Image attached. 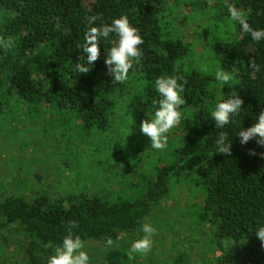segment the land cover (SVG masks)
Listing matches in <instances>:
<instances>
[{"label":"trees","instance_id":"16d2710c","mask_svg":"<svg viewBox=\"0 0 264 264\" xmlns=\"http://www.w3.org/2000/svg\"><path fill=\"white\" fill-rule=\"evenodd\" d=\"M213 2L220 10L201 33L208 39L211 69L232 74L227 85L216 80L215 71L189 61L190 45L174 24L175 8L188 6L194 13ZM231 3L254 29H264V0H0V38L13 41L8 49L0 47V123L7 114L16 117L24 111L53 124H79L82 141L105 134L102 143L111 152L107 173L123 181L122 190L110 186L93 193L83 188L59 196L1 189L0 264H47L69 221L78 224L73 232L85 244L106 245L108 237L115 243L141 229L184 178L193 179L203 192L194 225L206 236L205 253L213 254L205 262L264 264V246L255 235L264 226V146L256 138L242 144L238 135L264 111V40L255 42L239 23L226 21ZM93 16L98 19L90 24ZM121 16L128 17L144 40L143 55L128 80L113 83L105 64L107 50L118 41L115 33L101 41L100 57L90 71L77 73V64L87 65L82 46L89 27ZM250 61L261 70L250 68ZM169 76L179 77L184 88L182 120L164 150L146 151L141 122L154 118L158 108L156 79ZM233 93L243 100L240 114L225 128H216L211 112ZM222 131L231 143L230 156L216 153ZM119 164L122 168L116 170ZM180 247L165 264H190ZM106 259L108 264H155L127 251H110Z\"/></svg>","mask_w":264,"mask_h":264},{"label":"rangeland","instance_id":"374dc122","mask_svg":"<svg viewBox=\"0 0 264 264\" xmlns=\"http://www.w3.org/2000/svg\"><path fill=\"white\" fill-rule=\"evenodd\" d=\"M175 9L174 24L180 29L185 43L190 45L189 61L203 65L207 71L217 72L216 67L211 69L212 54L207 49L208 39L202 35L201 29L212 23L211 19L220 8L213 2L208 9L194 13L188 6ZM226 9L225 18L230 23ZM79 127L77 123L66 127L63 123L42 121L24 111L16 117L7 114L0 123V191L5 189L10 194L27 196L46 191L59 196L80 192L83 188L93 193L104 192L110 186L122 190L120 184L123 181H118L114 173H107L106 170L107 154H111L102 143L107 139L106 135L98 134L92 136L90 142L82 141ZM173 134L174 129L168 133V137ZM141 136L147 139L146 151H150V139L142 132ZM120 168L121 164L116 170ZM202 198L203 192L193 179L184 178L175 184L170 195L145 219L144 223L156 228L151 252L147 255L132 254L142 259L152 258L155 264H165L172 261L182 246L190 264H208L204 259L210 260L213 254L205 253L206 236L194 225V210ZM143 236L141 228L121 236L112 247L99 242L85 244L91 264H108L106 255L110 251L116 254L124 251L130 253L132 244ZM9 255L7 252L3 256ZM96 258L97 263H94Z\"/></svg>","mask_w":264,"mask_h":264},{"label":"clouds","instance_id":"9594fccd","mask_svg":"<svg viewBox=\"0 0 264 264\" xmlns=\"http://www.w3.org/2000/svg\"><path fill=\"white\" fill-rule=\"evenodd\" d=\"M231 21L239 23L241 32L248 34L255 42L264 40V29H254L245 15V13L235 5H227ZM98 17L93 16L90 24L96 21ZM111 33L118 37L117 43L108 49V55L105 58L107 71L111 76L113 83H124L129 78V73L134 64L139 63L143 53L141 45L144 40L139 34V30L132 26L127 16L115 18L111 23H105L101 26H91L84 36L82 46L83 53L86 54L87 65L77 64V73L87 74L90 67L100 57V43L107 39ZM13 45V41L0 38V47L8 49ZM90 65V67H89ZM249 67L255 71H260V65L250 61ZM216 80L221 85H227L233 79L231 73L218 70ZM179 77H158L155 81L156 91L160 95L158 108L154 113V118H149L141 122L140 130L151 141V148L164 150L167 147L168 133L178 127L182 120L180 108L185 104V99L181 93L184 91L179 82ZM242 98L233 93L228 99L219 102L211 112V118L215 122V127L225 128L226 125L233 123V117L240 114L242 109ZM242 144L248 143L251 139L256 138L257 144L264 146V111H261L257 117L256 123L248 128H240L238 133ZM228 135L226 132H220L216 139V153H222L226 156L231 155V143L227 142ZM250 155H256L255 150H250ZM264 156V153H261ZM78 224L75 221H69L66 225L67 234L64 236L62 244L55 249L47 264H91L90 256L86 250L85 241L73 232ZM144 236L136 240L130 249V253H139L147 255L151 252L153 246V236L156 228L149 223L142 226ZM255 235L264 246V226L259 227ZM106 246L112 247L114 241L108 237L105 241Z\"/></svg>","mask_w":264,"mask_h":264}]
</instances>
